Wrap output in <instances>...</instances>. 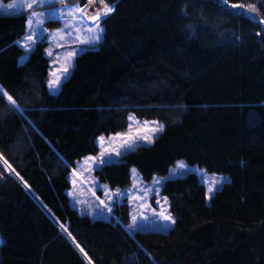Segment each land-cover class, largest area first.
Instances as JSON below:
<instances>
[{
    "label": "trees",
    "instance_id": "obj_1",
    "mask_svg": "<svg viewBox=\"0 0 264 264\" xmlns=\"http://www.w3.org/2000/svg\"><path fill=\"white\" fill-rule=\"evenodd\" d=\"M106 3L102 41L57 95L42 43L22 61L26 16L0 15V264H264V0ZM130 114L164 131L101 183L166 178L178 161L229 177L209 203L195 173L164 180L170 229L130 233L125 204L109 220L69 204L71 168Z\"/></svg>",
    "mask_w": 264,
    "mask_h": 264
},
{
    "label": "rangeland",
    "instance_id": "obj_2",
    "mask_svg": "<svg viewBox=\"0 0 264 264\" xmlns=\"http://www.w3.org/2000/svg\"><path fill=\"white\" fill-rule=\"evenodd\" d=\"M84 1L82 6L81 0H63V2L61 0H42V2L41 0H0V15L24 14L27 18L26 34L21 38V42H18L26 51L22 61L26 60L30 51L39 43L45 47L44 54L49 59L47 90L52 95H57L62 83L69 78L77 57L88 49L96 48L102 41L103 33L99 36L98 42L89 43L96 33L87 31L93 27L90 22L91 17L100 11L102 6L99 0H94L92 4H88L87 0ZM27 3H32L33 8H27L25 6ZM11 5L15 7H9ZM77 7L84 8V13L75 12L70 16L69 12ZM87 8L94 13H88ZM247 11L253 15L255 13L250 8ZM29 20L32 21L31 25L28 23ZM101 28L103 29L102 26ZM29 36L32 37L31 40L28 39ZM78 36L80 39H77ZM69 52L74 53L71 58L67 56ZM64 67H68L67 73L62 71ZM57 77L60 78L58 85L54 84L50 87L49 82L56 81ZM163 131L164 124L158 120H142L130 114L124 131L97 137L95 140L97 152L78 160L70 170V188L66 191L70 206L92 219L109 220L114 217V209H119L125 204L129 213L125 227L130 233L148 229L167 230L173 225V218L168 211L166 198L161 195V184L168 178L181 177L189 172L195 173L204 184L206 200L209 203L216 190L229 182V177L208 173L203 168L189 166L183 161L175 163L166 178L154 177L151 182L143 181L134 168L130 172L131 182L124 188H112L99 181L96 172L98 169L105 164L119 162L124 154L132 150L152 145ZM100 137H104L103 142L100 141ZM145 137L148 139L146 140ZM102 151L106 163H100ZM88 157L96 159L90 161ZM164 216L171 217V220L166 221Z\"/></svg>",
    "mask_w": 264,
    "mask_h": 264
},
{
    "label": "snow or ice",
    "instance_id": "obj_3",
    "mask_svg": "<svg viewBox=\"0 0 264 264\" xmlns=\"http://www.w3.org/2000/svg\"><path fill=\"white\" fill-rule=\"evenodd\" d=\"M41 2H42V0H41ZM61 2H63V0H61ZM87 2H88V4H92L94 2V0H87ZM99 3L102 6V8H101L100 11H97L96 14L91 17V21L90 22L92 23L93 27L87 29L88 32H93L94 31L96 33L95 37L91 41H89V43L98 42L99 36L103 33V29L100 26L101 19L104 18V17H107L108 15H110L114 11L113 7H111L109 4L106 3V0H99ZM225 3H227V0H225ZM25 6L27 8H29V9L33 8V4L32 3H27ZM86 6L87 5H85V7ZM9 7H15V5H11ZM231 7L232 8H237V9H240V10H244L245 7H248V8H250L252 10V12L256 11L255 7H253L252 5L245 6V5H242V4H233V5H231ZM75 12H79V13L83 14L84 13V8L77 7L75 9H73L72 11H70L69 15L71 16ZM80 22L81 23L83 22V16L81 17ZM28 23H29V25H31L32 21L29 20ZM260 23H264V20L260 21ZM77 31H79V29H77ZM28 39L31 40L32 37L29 36ZM77 39H80V37L78 36ZM49 55H51V53H49ZM73 55H74L73 52H69L67 54L68 58H71ZM62 71L64 73H67L68 72V67H64L62 69ZM59 80H60V78L57 77L56 81H50L49 82L50 87H52L54 84L58 85ZM4 95L7 97L9 102H11L12 104L15 103L12 100V97L8 96L7 93H4ZM145 123L147 124V122H145ZM117 135H121V134H117ZM145 139L147 140L148 138L145 137ZM103 140H104V137H100V141L103 142ZM100 156H101L100 163H106V160L103 158L104 157V152L103 151L100 153ZM87 159L90 160V161H94L96 158L95 157H88ZM5 163H7V162L5 161ZM164 219L166 221L167 220H171V217L164 216ZM173 223H174V221H173ZM77 247H79V245H77ZM81 251H83V249H81Z\"/></svg>",
    "mask_w": 264,
    "mask_h": 264
},
{
    "label": "bare ground",
    "instance_id": "obj_4",
    "mask_svg": "<svg viewBox=\"0 0 264 264\" xmlns=\"http://www.w3.org/2000/svg\"><path fill=\"white\" fill-rule=\"evenodd\" d=\"M87 10H89V11H88V13H90V12H91V9H90V8H87ZM91 13H92V12H91ZM93 13H94V12H93ZM93 13H92V14H93Z\"/></svg>",
    "mask_w": 264,
    "mask_h": 264
}]
</instances>
